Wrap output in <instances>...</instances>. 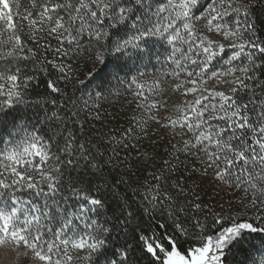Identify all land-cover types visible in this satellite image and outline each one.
<instances>
[{
	"label": "snow or ice",
	"instance_id": "obj_1",
	"mask_svg": "<svg viewBox=\"0 0 264 264\" xmlns=\"http://www.w3.org/2000/svg\"><path fill=\"white\" fill-rule=\"evenodd\" d=\"M0 264H264V0H0Z\"/></svg>",
	"mask_w": 264,
	"mask_h": 264
},
{
	"label": "trees",
	"instance_id": "obj_2",
	"mask_svg": "<svg viewBox=\"0 0 264 264\" xmlns=\"http://www.w3.org/2000/svg\"><path fill=\"white\" fill-rule=\"evenodd\" d=\"M22 2H24V0H22ZM41 91H43V88H41ZM112 175H113V176H117V173L113 172ZM111 178H112V177L110 176L109 179L111 180Z\"/></svg>",
	"mask_w": 264,
	"mask_h": 264
},
{
	"label": "rangeland",
	"instance_id": "obj_3",
	"mask_svg": "<svg viewBox=\"0 0 264 264\" xmlns=\"http://www.w3.org/2000/svg\"><path fill=\"white\" fill-rule=\"evenodd\" d=\"M176 99H178V98L174 97L172 100H170L169 103H170V104H171V103H174V102L176 101Z\"/></svg>",
	"mask_w": 264,
	"mask_h": 264
}]
</instances>
